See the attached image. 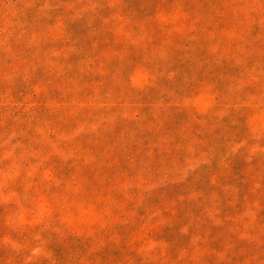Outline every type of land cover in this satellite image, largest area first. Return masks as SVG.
Instances as JSON below:
<instances>
[{
    "label": "rangeland",
    "instance_id": "obj_1",
    "mask_svg": "<svg viewBox=\"0 0 264 264\" xmlns=\"http://www.w3.org/2000/svg\"><path fill=\"white\" fill-rule=\"evenodd\" d=\"M0 264H264V0H0Z\"/></svg>",
    "mask_w": 264,
    "mask_h": 264
},
{
    "label": "trees",
    "instance_id": "obj_2",
    "mask_svg": "<svg viewBox=\"0 0 264 264\" xmlns=\"http://www.w3.org/2000/svg\"><path fill=\"white\" fill-rule=\"evenodd\" d=\"M238 6H242L243 7V3H242V5H238ZM203 7V9H204V6H202ZM244 8V7H243ZM239 12V10L238 11H235V12H233V15L231 16V18L236 22V24H237V22H239V19H238V16H237V13ZM237 19V20H236ZM209 29V28H208ZM78 50H76V51H73V53H76ZM75 55V54H74ZM78 55H79V53H77V56H75V58H68V57H65V56H54V55H51V57H50V59H53L54 61H58L57 63H60L61 61L63 62V67L61 68H56V66L55 65H53L51 68H49V69H52V70H54L55 71V73H52V74H50L49 76H51V77H54V80L55 81H53L54 83H60V82H63V83H65V85H68V86H70L71 85V83L73 82V77H76L74 74H73V76H72V70H73V68H76V66L78 65V64H76L77 62H79L80 63V60H82L83 61V59H84V57L83 56H79L78 57ZM81 55H83V53H81ZM44 58V57H43ZM39 59H41V58H38V60ZM66 66H69V68H66ZM77 69V68H76ZM65 78H67V80L65 79ZM77 78H81V76H79V77H77ZM68 82H70V83H68ZM173 142H174V144L175 145H177L176 144V142H177V139H174V140H172ZM231 159H233V156H232V158ZM245 162H247V165H246V167L248 168V169H250V162L249 161H247V160H245ZM230 166V165H229ZM229 166L227 165V163H224L223 165H222V168L224 169V171L226 170V172L225 173H227V172H231L230 171V168H229ZM244 168H245V166H243ZM251 170V169H250ZM215 173H211L210 174V180H211V182L212 183H214V180H215ZM217 182H215L214 184H216ZM213 184V185H214ZM252 214V213H251ZM200 245V251L201 252H199V251H197L199 254H197L198 256L197 257H199V258H201L202 260H206L207 259V251H206V249L207 248H205V246H204V244L203 245H201V242L199 243L198 242V244H197V246H199Z\"/></svg>",
    "mask_w": 264,
    "mask_h": 264
}]
</instances>
